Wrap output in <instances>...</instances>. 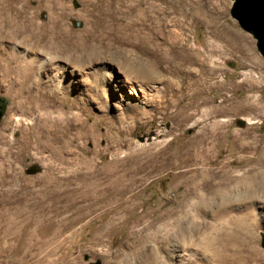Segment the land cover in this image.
I'll return each instance as SVG.
<instances>
[{
	"label": "rangeland",
	"instance_id": "obj_1",
	"mask_svg": "<svg viewBox=\"0 0 264 264\" xmlns=\"http://www.w3.org/2000/svg\"><path fill=\"white\" fill-rule=\"evenodd\" d=\"M86 1L0 0L3 23L29 18L38 28L0 43V264H264V60L230 17L231 0H189L185 11L179 0H149L143 8L157 21L133 18L127 39L107 18L95 33L106 48L81 66L70 50L87 43ZM91 2L101 14L107 0ZM54 16L58 28L44 29ZM183 46L204 55L205 69L188 70L205 86L160 102L166 84L129 68L153 61L179 83ZM124 77L136 90L125 91L127 106L110 84ZM203 98L224 109L222 128L211 123L204 143L201 129L214 119L202 118ZM248 98L260 112L242 111ZM189 101L196 106L184 120ZM173 159L183 167L171 168ZM96 172L97 187L86 177ZM130 178L137 187L123 194Z\"/></svg>",
	"mask_w": 264,
	"mask_h": 264
},
{
	"label": "bare ground",
	"instance_id": "obj_2",
	"mask_svg": "<svg viewBox=\"0 0 264 264\" xmlns=\"http://www.w3.org/2000/svg\"><path fill=\"white\" fill-rule=\"evenodd\" d=\"M151 1H158V0H151ZM172 3H174V2H172ZM102 4H104V3H102ZM145 4L148 5L149 0H143L141 5H140V0H107V2L104 4V10L102 11L101 14H99L97 11V9H98L97 5L96 4L93 5L91 0H87L86 3L84 4V8L86 7L84 10V17L87 18L86 20L88 22V25L90 26L88 31L84 35L85 41L87 43H85L81 47H77V48L70 50V51L74 52L75 55L73 53H71L70 51H68L64 56H68L70 54H73L74 56H76L74 61H73L74 64L75 65H81V66L84 64H90L92 62L97 61L101 57V54L103 53V49L106 48V45H104L102 43V41L97 38V35L95 34L96 31L98 30L99 26L102 25L104 22H106L107 18H109V19L111 18V20L114 24H118V26L116 27L115 30L118 32L121 30V34H123L124 38L127 39L128 37L132 36V33L130 32V30L132 29V27L134 25L133 18H138L139 15H140V17L146 16L150 13L151 18L154 21H157V17H156V16H158L157 13L155 11L152 12V11H147L146 9H144L143 7L145 6ZM188 4H190L189 0H179V6L182 8V11H185L184 8L187 7ZM189 8H190V6H189ZM51 9H53V8L51 7ZM117 14H119L120 17L114 18V16ZM46 18H44V19H46ZM90 18L92 19V21L90 20ZM103 19H105V20L102 22ZM57 21H58L57 17L54 16V18L52 17L51 21L49 22L50 25H48L45 28L43 27V28L44 29L48 28L49 30L52 28L57 29L58 28L57 27ZM140 22H141V20H140ZM13 23H14V20H11L8 18H7L6 23H3V21L0 20V43H2V41H6V40L9 42H13L18 37H20L21 42H23V40L25 38V37H23V34L26 35V33L28 32L31 35H33V34H35L34 29H36V31L38 29V28H36L34 22L29 18L25 24L24 23L22 24L23 25L22 27H18V26L15 27V24H14V27H12ZM107 24L106 23L103 24V27ZM158 25H159V23L157 24V26ZM109 27H110V25L106 29H108ZM48 29H47V31H48ZM101 29L104 30L103 28H101ZM104 32H105V30H104ZM94 38H97V40H94ZM176 39H177V37L170 39V44L176 45V43H177ZM128 43L130 44V41H128ZM36 44H38V43L36 42ZM171 49H174V48H171ZM65 51H67V50H65ZM63 52H64V50L60 53V55H62ZM2 56H3V53H2V51H0V62L3 59ZM176 56L182 57V60L180 61L182 66L187 65V68H182V70H181L183 76L181 77V80L179 81V83H173L172 81L165 79L163 73L166 70L162 69L164 67L161 68L159 65H157V63H155L153 61L148 60V61H146L145 64H142V63H141V65L136 64V65L131 66L129 68L132 76L136 79H141L142 81H147V82H164L166 85L164 87V91L160 93L161 97H158L159 98L158 100L160 102L166 101L170 105H172L173 99H172V97L169 96L168 92H172L173 90L177 91L180 94L177 97L178 102L180 103L179 100L182 101L184 99V97L191 99L192 94L191 95H188V94L193 91L192 90L193 85L197 84L199 87H202V88H204V86H205V83H199L205 78L204 75L201 74V76H199V75L195 76V74H192L188 70L189 69L188 66H190L193 62H197V63L199 62L201 65V69H205L204 67L207 66L206 65L207 63H206V59L204 58V55L200 54L195 58V56H193L192 53L188 49H186V46H183L181 48L180 52L176 54ZM68 58L70 60L71 57H68ZM8 60H9V63L16 64L17 57L14 55H10ZM21 63L24 64L23 62H21ZM200 65H199V67H200ZM13 69L14 68H12L10 64L7 65L6 66L7 74L13 73ZM1 73H2V75L0 76V78L2 79L3 77H5V75L3 74L2 71H1ZM123 82L127 83V84L129 83L130 84L129 87H131V88L124 87L122 84ZM75 84H77V82L74 83V80L71 79L67 83L62 85V87H63V89L65 87L67 89V92L69 93V91H71L72 88L75 87ZM110 84H111V89H113L116 92L119 91L122 93V95H120V98H121L120 101L123 102L127 106V104L130 103L129 102L130 99H129L127 93H125V91L127 90L129 92L128 94L134 95L135 91H136L135 87L133 89L131 83L125 77H124V80L120 79V81H114V82L111 81ZM95 87H96V85H95ZM95 87H94V89H95ZM193 93H194V95H196L195 92H193ZM167 97L169 99H167ZM174 97L176 99V96H174ZM201 100H202L201 104H203V105L208 104L209 108L208 107L207 108H208V110L210 109L209 111H206V110L203 111L202 118L206 117L208 119L211 116L214 119L213 122L209 121V123H205L201 129V141H202V143H204L206 141V139L208 138V135H207L208 130L207 129H209V126L211 123H213V125L215 126V128L218 131L222 128L223 124L221 123V121L216 120V117L223 114L224 109H222L221 107L219 108L218 104H217L218 106L215 107L213 105L214 104L213 99L210 102L206 98H203ZM198 105H199V103H198ZM195 106H196L195 102H192V101H189L188 103H186L183 106V108H182V109H184L183 114L185 115L184 120H189L193 117V114H187V110L194 109ZM241 109L245 113H257V112H260V110H261L257 100L249 99V98L245 100V104L242 105ZM124 119L125 118H123L122 116H119L115 123H117L119 126V125L123 124ZM85 121H87V120H85ZM111 127H113V122H108L107 123V130H110ZM219 134L220 133L218 132L217 136ZM215 138H216V136H215ZM189 151H190L189 148H187L185 151V154L188 155ZM180 164L181 163H179L178 159H173L169 166L171 168H175V169L182 168L183 166H181ZM193 164H191V166ZM188 169H189V167H188ZM86 177H88L89 181H92L93 185L96 187L103 184V182H104L103 181L104 177L99 175L97 172L91 173V174L87 175ZM133 181L135 182V184L143 182V180H141V181L133 180ZM126 182H128V183L123 184V186L125 187L123 194L130 193V192L134 191L137 187V185H129L132 182L131 178L129 180H126ZM57 185H60V187H62V186L66 187L67 183H59ZM221 264H226V262L224 260H222Z\"/></svg>",
	"mask_w": 264,
	"mask_h": 264
},
{
	"label": "water",
	"instance_id": "obj_3",
	"mask_svg": "<svg viewBox=\"0 0 264 264\" xmlns=\"http://www.w3.org/2000/svg\"><path fill=\"white\" fill-rule=\"evenodd\" d=\"M230 17L244 32L255 40V47L264 60V0H231ZM5 110V101L0 99V118ZM243 127V123H239ZM260 247L264 249V234H260Z\"/></svg>",
	"mask_w": 264,
	"mask_h": 264
}]
</instances>
